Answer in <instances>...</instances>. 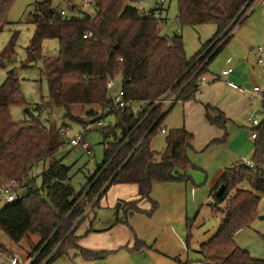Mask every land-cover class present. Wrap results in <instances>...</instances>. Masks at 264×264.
<instances>
[{
    "label": "trees",
    "instance_id": "trees-1",
    "mask_svg": "<svg viewBox=\"0 0 264 264\" xmlns=\"http://www.w3.org/2000/svg\"><path fill=\"white\" fill-rule=\"evenodd\" d=\"M14 1L0 0V33L9 23ZM130 1L92 0L97 9L94 15L62 17L52 9V0H42L31 14L38 34L29 49L30 62H35V51L44 39L56 38L60 42L59 58L50 68L46 66L52 104L49 110L62 108L67 118L74 119L72 110L76 106L108 107L116 125L103 130L104 138L107 140L116 129L121 132V139L108 148L103 164L81 194H76L71 184V169L55 160L66 143L52 139L50 130L39 118L42 107L36 108L38 118L25 124L15 123L11 108L26 105L20 84L10 75L0 85V179L23 181L27 188L18 201L0 210V232L15 243L29 235L40 236L35 248L39 256L31 264H50L67 249L78 248L74 244L75 232L87 216L82 215L98 197L92 205L91 210L94 209L112 186L138 187L140 200L117 204L116 210L125 207L128 214L131 209L140 211L139 202L151 200L155 184L191 179L188 171L193 165L188 151L193 148L194 134L185 128L170 130L164 151L151 147L171 109L164 111L155 102L166 92L177 95V102L195 98L200 79L234 36L225 40L239 23V15L249 0H178L182 26H217L216 34L190 59L178 33L172 38L162 34L164 19L143 16L135 5H129ZM85 33H91V37L84 39ZM117 78L125 99L143 104L142 109L136 113L132 108L112 109L107 83ZM206 110L210 124L224 127L223 113L214 118L210 113L214 108ZM87 114L94 116L96 111L91 109ZM82 125L84 129L90 126ZM254 131L258 134L252 158L254 168L227 170L211 194V207L220 209L225 204L224 220L218 233L200 246L203 260H179L177 264H264V260L252 258L235 243L236 234L251 225L264 201V121ZM47 160H52V164L43 172L42 186L37 188L34 180L29 181L28 173L33 165ZM221 186L225 190L218 196ZM79 250L88 260L106 255ZM32 257L30 254L29 260Z\"/></svg>",
    "mask_w": 264,
    "mask_h": 264
},
{
    "label": "rangeland",
    "instance_id": "rangeland-1",
    "mask_svg": "<svg viewBox=\"0 0 264 264\" xmlns=\"http://www.w3.org/2000/svg\"><path fill=\"white\" fill-rule=\"evenodd\" d=\"M39 1L42 0H15L10 9L9 23L0 33V85L10 75L15 76L26 105H16L11 108L14 122L25 124L33 118H38L39 113L36 108L41 106L42 112L39 118L50 130L51 137L55 141L61 140L58 130L62 125L71 130L70 137L83 131L82 124L90 125L86 135L91 146L90 154L81 147L70 145L69 140L65 139V146L55 155V160L71 169V184L76 194H81L98 167L103 164L108 148L117 139H121V132L116 129L115 134L110 135L107 140L104 138L103 130L116 125V118L109 113L108 107L102 109L95 105L76 106L72 110L74 119L67 118L62 108L58 111L49 110L52 104L46 66L50 68L59 58L60 42L56 38L44 39L41 48L35 51V62H30L29 49L38 34L36 24L31 22V14L36 12V4ZM80 2L81 0H76V7L80 5ZM142 2L141 5L138 3L139 8L147 4L149 10L155 9L154 15L157 18L165 20L166 23L162 29L164 36L172 38L178 30L181 31L179 36L183 40L189 59L197 54L217 32V26L214 24L182 26L179 22L178 0H167L160 9H156L160 0H142ZM129 5H135L134 0L130 1ZM76 7H73L70 0H52V9L57 15H60L62 10L66 12L65 17L79 14L94 15L97 12L95 6L83 9V13H80L79 8ZM263 35L262 6L258 5L246 22L236 29L230 43L212 61L209 74H221L224 67L237 70V65L241 63L243 69L239 70L243 71L245 76L254 75V71L257 70V75L254 76L259 82L257 87L264 97L263 68L257 64L256 53L250 50V47L256 48L263 44ZM245 66L250 68H244ZM254 67L256 69L251 70ZM204 77L206 86L208 83L206 74ZM116 82L118 88L121 85L120 78H117ZM236 86L248 89L247 85L242 83ZM109 95L113 97L114 93ZM247 99L249 101L242 102L239 119L235 122L227 121L225 128L203 122L202 115L198 113L196 107L190 110L189 106L195 104L198 97L189 105L184 102L176 103L164 118L162 125L167 127L168 131L185 128L196 138L193 148L188 151L193 165L188 171L191 178L188 185L194 190L192 193L194 201H189L188 208L185 207L183 219H181L183 223L174 225L170 231L165 232V227L159 222L168 217L166 213L170 209L162 208L159 201L154 198V195H158L155 187L151 193V200L138 203V207L142 204V207H139L140 211L128 210L130 216L127 215L125 207L115 211V202L124 204L123 200L130 201L138 194L134 189L136 186L114 185L101 199L100 204L87 214L85 221L77 227L75 232V236L84 235L86 228H90L91 224L93 226V222L95 228H112V232L105 234L107 236L103 238V243H111L113 249L104 252L106 254L104 258L88 260L83 257L80 250L69 248L64 255L50 264H177L175 259L179 256H173L176 253L180 254L181 249L189 262L202 261L203 258L199 254L200 246L209 242L218 233L224 220L222 209L225 204L221 205L220 209H214L209 205L214 204L211 197L213 187L210 184L215 179L219 180L221 174L227 170L237 167L241 159L253 158L254 143H249L246 148H240V142L243 144L244 138H250L251 129L254 127L253 120L259 123L264 121V100L259 97L252 99L250 96ZM142 107L143 104H134V108L138 111ZM91 109L96 111L94 116L87 114ZM94 121H100L101 124L93 123ZM166 138V135L159 132L152 139V149L158 152L164 151ZM51 164L52 160H47L33 165L28 173L29 181L34 180L36 187L40 188L42 174ZM26 192L27 188L23 186L19 195L23 196ZM154 204L157 205L155 209ZM175 229L183 235L184 246L181 240L174 236ZM130 236L133 237L131 242L128 241ZM40 241V236L29 235L20 243H15L1 231L0 264H11L14 257L20 261L19 264H30L39 256V252L35 253V248L39 246ZM77 241L78 238L74 241L75 245H78ZM235 243L252 258L264 260V201L261 202L258 216L251 225L236 234ZM30 254L33 255L31 260H29Z\"/></svg>",
    "mask_w": 264,
    "mask_h": 264
},
{
    "label": "crops",
    "instance_id": "crops-1",
    "mask_svg": "<svg viewBox=\"0 0 264 264\" xmlns=\"http://www.w3.org/2000/svg\"><path fill=\"white\" fill-rule=\"evenodd\" d=\"M152 11L154 12L155 9H152ZM233 37H232V39H233ZM250 50L255 52L254 47H250ZM229 60L230 59H228V61ZM228 61L226 63H228ZM237 66H238L237 70H234L231 67H224L223 70L221 71V74H211V75L209 74V68H208V72L206 74L207 80H208L207 85L204 86L203 88H201V90L196 94V96L193 100L184 102L185 104L189 105V103H191L192 101L195 102L197 97H198V100H197L198 103L196 102L191 107L189 106V108L191 110L194 107H196V110L198 111V113L202 115L203 122H207L208 124H210L208 119H207L206 108L211 107V108H214V110L210 111L211 115L214 118L218 117L220 112L223 113L224 117L226 118L225 121H223V122H225L224 123V128H225L227 121L228 122L229 121L235 122L239 119L241 111H242V108H241L242 102L249 101V99H247L249 96L252 98L253 89L255 87H257V85L259 83V82H257V79L254 76V75H257V73H256L257 70L254 71L255 72L254 75L249 74V75L245 76L242 73L243 71L241 72L239 70L240 68L243 69V65H241V63H240ZM244 68L249 69L250 67L245 66ZM228 69H232L233 72L228 74V75H223V72L227 71ZM252 69H256V67L251 68V70ZM244 71H246V69H244ZM261 78H262V76H261ZM241 83L245 84V86L247 85L248 89H243L239 86H236V84L238 85ZM261 94H262V92H261ZM172 108L173 107H171L170 111L172 110ZM220 122L223 123L222 119L220 120ZM210 125H212V124H210ZM212 126H216L219 128L221 127V126H217V125H212ZM82 127H83V125H82ZM256 128L257 127H253L251 129V135H250L249 139L244 138L243 144L240 142V148H242V147L246 148L247 145H249V143H254V149L252 151L253 155L255 153V143L256 142H255V140L252 139V132ZM223 141H225V140H223ZM248 141H250V142H248ZM194 143H195V141H194ZM193 146H194V144H193ZM223 175H224V173L221 174L219 180L215 179L210 184V186L213 187L212 192L217 188V186H218L219 182L221 181V178ZM188 181L172 182V183H167V184H155L153 186V188L155 187V191L158 193V195H154V198L159 201V202L158 201L157 202L160 204V206L162 208L166 207L167 209H170V210H167V213H166L168 217L165 219H161V222H159V224H162L165 227V232L170 231V229H172V226L174 227V225L176 226L177 224L179 225V223H183V221L181 219H183V215H184V211H185L184 209H185V207L188 208L189 201H191V200L194 201V195L192 194V193H194V190H193V188L189 187ZM129 186H136V185H129ZM134 189L138 195L137 196L135 195L134 199H132L130 201H124L123 200V202H135V201L140 200L138 187L136 186ZM210 200H211V197H210ZM100 202H101V199L97 205H99ZM118 203L119 202H115L114 206L115 205L117 206ZM141 205H139V207H142ZM116 206L114 209L115 211H116ZM90 211H92V210H88V213ZM128 214H129V212H128ZM128 216H130V214ZM177 229H179V227ZM177 229L174 230V236L178 237L184 246L183 235H181ZM112 231H113L112 228H109V229H107V228L106 229L95 228L94 222H93V226L91 224L90 228H88V227L86 228L84 235H82L80 237H78V235H76L78 238V241H77L78 245L77 246L80 247L81 249H85V250L96 252V253H98L99 251L103 252L102 253V255H103L104 252H106L107 250L113 249V247L111 246V243H103V241H104L103 238L105 236H107L105 234L110 233ZM132 240H133V237L130 236L128 238V241L131 242ZM72 249L79 250L78 248H72ZM176 256H179L180 258H182V260H181L178 257L175 259L176 261L180 260L183 263L189 262L188 259L185 258V253L183 252L182 249L180 250V254L176 253L173 257H176ZM104 257L105 256H103V258Z\"/></svg>",
    "mask_w": 264,
    "mask_h": 264
},
{
    "label": "built area",
    "instance_id": "built-area-1",
    "mask_svg": "<svg viewBox=\"0 0 264 264\" xmlns=\"http://www.w3.org/2000/svg\"><path fill=\"white\" fill-rule=\"evenodd\" d=\"M70 1L73 3V7H76V5H75L76 0H70ZM134 2H135V6L138 8V10L140 11V13L143 16H145V17H153L154 16V12L152 10L148 9L147 4H143L142 8H139L137 6L138 3H140V5H141V3H143L142 0H134ZM166 2H167V0H160L156 9H160ZM258 5L262 6V10H263L262 11V21L264 24V0H249L239 15V17H240L239 23L226 36L225 40H227L230 36L234 35L236 29L239 26H241V24L251 16V14L254 12L255 8ZM77 6L78 7H76V8L83 10L85 8L93 7L94 4H93L92 0H81L80 5H77ZM60 16L65 17L66 12L62 10L60 12ZM180 32L181 31L178 30L176 33L179 34ZM89 37H91V33H85L84 34V39H88ZM255 52L257 55V63H258V65L260 64L262 66L263 73H264V35H263V44L256 47ZM232 72H233L232 69H228L227 71L223 72V75H228ZM205 84H206V78L203 76L199 81V91L201 90V88H203L205 86ZM107 89H108L109 93H112V92L114 93V96L111 97L112 109L132 108L134 113H136L138 111L136 108H134V104H132L131 102H129L125 99L126 94H125V91L122 89L121 85L117 88L116 79H110L108 81ZM258 97L261 98L262 100H264V98L261 94V90L258 87H255L253 89V92H252V99H255ZM176 103H178L177 102V95L171 96V92H166L162 97H160V99H158L155 102V106L162 105L164 107V111H167L171 107H173ZM108 110L110 113L111 109H108ZM97 124H101V122L98 121ZM252 124L254 127H258L260 125L259 121H257V120H253ZM89 129H90V127H87V129L83 128L82 132L74 135L73 137H70L71 136V130L67 126L62 125L58 130V135L62 141L65 142V139H68L70 145H72L74 147H81L87 153L90 154L91 153V146H90V144L86 138V132ZM159 132L161 134L166 135L168 133V129L165 126H162L160 128ZM257 138H258L257 132L253 131L252 132V139L256 140ZM237 167H245V168H249V169L254 168V163H253L252 158L241 159L239 161V163L237 164ZM23 186H25V182H23V181L19 182L16 179H8V178L7 179H0V210L2 208H4L5 206L11 205V204L15 203L16 201H18V199L22 196V195H19V191L22 189ZM83 198L84 197H82V199ZM97 199H98V197H96V199L89 205V207L85 210L82 217L87 215L88 210H91L92 205L97 201ZM33 260L31 262H33ZM19 263H20V261L16 257H14L11 260V264H19Z\"/></svg>",
    "mask_w": 264,
    "mask_h": 264
},
{
    "label": "water",
    "instance_id": "water-1",
    "mask_svg": "<svg viewBox=\"0 0 264 264\" xmlns=\"http://www.w3.org/2000/svg\"><path fill=\"white\" fill-rule=\"evenodd\" d=\"M224 190H225V186H221V187L218 189V191H217V195H218V196H221Z\"/></svg>",
    "mask_w": 264,
    "mask_h": 264
}]
</instances>
